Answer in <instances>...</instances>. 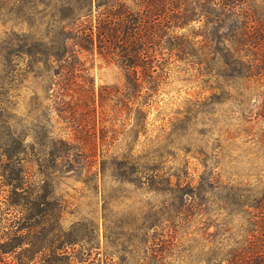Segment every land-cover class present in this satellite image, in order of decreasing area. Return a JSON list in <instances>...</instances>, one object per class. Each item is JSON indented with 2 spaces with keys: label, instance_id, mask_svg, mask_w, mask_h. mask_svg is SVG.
Listing matches in <instances>:
<instances>
[{
  "label": "rangeland",
  "instance_id": "374dc122",
  "mask_svg": "<svg viewBox=\"0 0 264 264\" xmlns=\"http://www.w3.org/2000/svg\"><path fill=\"white\" fill-rule=\"evenodd\" d=\"M92 12L95 26V6ZM45 19L22 12L16 0H0V72L6 66L11 83L8 124H0V245L27 223L17 234L28 233L37 249L45 247L38 257L49 241L71 235L79 241L65 247L73 264H229L244 246L243 228L258 221L257 211L228 203V189L203 195L209 201L197 211L181 209L172 194L145 185L144 174L116 181L112 162L126 155L143 167L164 146V171L176 174L186 166L196 183L203 168L195 146L208 156L222 150L217 170L224 181L231 176L239 195L244 187L262 195L264 80L252 85L246 110L224 101L216 107V123L197 126L203 137L190 131L180 136L191 103L213 91L203 88L197 65L165 56L166 76L142 107L145 125L139 128L137 104L126 100L124 70L99 54L96 37L72 76H59L45 63L44 46L62 38L60 28ZM62 142L74 150L71 161L58 157ZM79 146L85 154L77 155ZM0 257L10 262L14 253L0 250Z\"/></svg>",
  "mask_w": 264,
  "mask_h": 264
},
{
  "label": "trees",
  "instance_id": "16d2710c",
  "mask_svg": "<svg viewBox=\"0 0 264 264\" xmlns=\"http://www.w3.org/2000/svg\"><path fill=\"white\" fill-rule=\"evenodd\" d=\"M16 2L22 12L33 15L35 20L43 21L47 17L60 28L62 38L51 40L41 53L45 56V63L54 65L55 74L59 76L70 77L75 73L77 65L83 63L80 54L92 49L96 37L99 54L117 61L124 70L126 100L137 104L134 112L139 115L136 124L139 128L145 125L146 112L142 107L158 91L166 76L168 57L190 60L197 65L203 88L213 91L204 101L191 103V114L180 122V136L190 131V134L197 133L203 137V130L196 132L197 126L211 127L216 123V107L224 101L233 102L239 110H246L250 106L252 85H261L264 80V0ZM40 6L49 9L45 15L37 11ZM93 6L97 11L95 26L91 23ZM10 10L14 12L13 8ZM198 23V26L193 25ZM24 53L33 55L32 51ZM9 78L6 66H3L0 72V90L4 91L0 93L2 125L8 124L4 113L8 111L9 96L6 93L7 86L11 85ZM105 98L101 95L102 102ZM135 99L140 100L134 102ZM62 144L58 157L71 161L72 146ZM84 148L79 146L77 155L85 154ZM165 148L159 147L142 163L143 167L126 155L117 161L113 158L112 175L116 181H125L130 176L144 174L147 181L143 182L150 189L153 186V191L158 194H172L181 209L187 207L193 211L208 203L203 195L228 189L232 195L228 203L242 204V207L254 209L259 214L258 221H248V226L243 228L244 246L235 257L228 259L229 264H264V192L260 195L244 187L242 191L245 193L239 195L236 189L239 184L235 185L231 176L225 182L222 170H217L222 163V150H214L213 156H208L203 148L195 146L194 153L200 158L203 168L196 183L187 176L186 166L178 169L176 174L168 173L164 171L168 155ZM91 149L94 150V146ZM25 228L27 223L18 225L0 245L2 254L14 253L13 261L6 262L0 257V264H73L65 247L77 244L79 241L75 237L69 235L67 240H56V243L49 241L46 253L38 257L45 247L37 249L28 233L23 236L17 234Z\"/></svg>",
  "mask_w": 264,
  "mask_h": 264
}]
</instances>
